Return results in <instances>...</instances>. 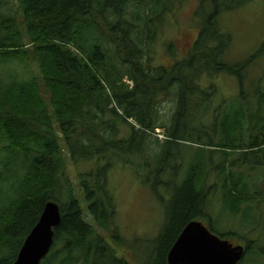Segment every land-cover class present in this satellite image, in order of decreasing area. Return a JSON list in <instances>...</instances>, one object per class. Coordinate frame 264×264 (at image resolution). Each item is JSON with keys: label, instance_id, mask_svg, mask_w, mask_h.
<instances>
[{"label": "trees", "instance_id": "trees-1", "mask_svg": "<svg viewBox=\"0 0 264 264\" xmlns=\"http://www.w3.org/2000/svg\"><path fill=\"white\" fill-rule=\"evenodd\" d=\"M175 1L18 0L26 44L17 19L0 11V264H13L49 201L58 205L60 222L39 264H108L110 256L111 264H128L112 255L97 231L113 225L107 171L115 163L134 166L136 159L147 156L139 163L148 171L142 181L156 191L162 184L152 166L159 171L171 169L178 158L187 162L184 139L191 141L186 145L188 169L167 201L158 252L141 264H168L172 244L197 216L207 218L215 233L206 214L208 195L215 190L233 217L250 203L253 195L245 171H237L242 162L238 157L264 153V87L253 98L255 112L251 103L249 109L243 107L247 97L241 95L243 106L232 102L220 113L219 125L217 113L205 127L201 117L209 108L201 103H209L210 90L199 82L205 73L223 72L236 77L243 89L245 69L264 55V42L242 65H226L220 56L231 37L217 20L251 0H201L197 14H204L205 2L210 13L187 55L173 59L170 68H150L143 61L145 49ZM28 59L37 63L40 78H3L2 66ZM158 97L172 102L170 117L162 121L154 116L159 114ZM120 124L128 138H119ZM156 129L164 130L166 140L156 138L154 152L147 153L144 141ZM64 150L73 162L109 160L100 169L79 174L84 208L64 176ZM262 243L245 240L237 264H264Z\"/></svg>", "mask_w": 264, "mask_h": 264}, {"label": "rangeland", "instance_id": "rangeland-1", "mask_svg": "<svg viewBox=\"0 0 264 264\" xmlns=\"http://www.w3.org/2000/svg\"><path fill=\"white\" fill-rule=\"evenodd\" d=\"M200 3L201 0H180L179 3L176 0L174 5H171L173 7L171 11L164 14L163 21L157 25L154 41L145 49L146 57L143 61L148 67L170 68L173 59H180L187 55L197 39L200 23L205 21L210 13V5L205 2L204 14L199 16L197 11ZM0 11L13 15L17 19L23 33V42L28 43L18 0H0ZM217 21L220 29L231 37L229 46L220 56V61L226 65H242L264 42V0H251L242 7L223 12L218 16ZM1 74L6 80L15 76L19 80L40 78L37 63L32 59L23 63L18 61L8 63L1 67ZM199 83L203 89L209 87L210 90L208 92L210 94L209 103L208 101L205 104L201 103L202 106L209 108V113L201 117L202 125L205 127L210 126L209 122L217 113L216 118L219 125L220 113L232 102L243 106L241 95L247 97L245 102L248 105L243 107L249 109L248 106L251 103L252 111L255 112L256 103L253 98L258 93L257 89L264 87V55L256 58L246 67L242 90L239 88V81L236 77L223 72L209 74V76L205 73ZM160 98H157V102L159 101L157 109L161 115L155 113L154 116L157 119L160 117L159 120L162 121L170 117L173 108L169 98ZM129 122L135 125L132 119ZM119 129V138L129 137L125 126L120 124ZM147 135L143 146L145 152L152 154L155 148L154 140L157 138L160 142H164L166 135L163 129L148 131ZM190 142L184 139L182 140L183 146L181 145L187 162L185 160L181 162L178 158L171 169L167 167L159 171L153 169L156 167L152 166V172L159 173L158 180L162 184L156 188V191L142 181L148 171H143L144 162L140 166L139 163L147 156L136 159L134 166L115 163L107 171L106 188L114 202V217H112L113 220L111 219L113 225H108L109 229H97V231L103 235L112 255L117 259H124L128 264H141L153 252H158V238L161 237L164 229V210L167 201L172 196L171 191L179 187L188 169L190 157L186 153L189 148L186 145ZM60 144L62 145L63 142ZM62 155L66 162L64 176L72 183L75 195L80 200L81 207L84 208L86 203L82 200L78 188L79 174L100 169L109 160L73 162L65 150ZM262 157L264 153L238 157L242 162L238 164L240 167L237 171H245L248 176L249 192L253 195L249 200L250 203L246 204L251 209L249 216H246L247 206L242 205L244 208L242 212L233 217L223 205L221 192L218 193L215 190L214 193L208 195L210 203L206 214L212 219L215 233L223 235L221 237L232 245L242 246L247 239L260 240L264 243V164ZM150 159L147 161L151 164ZM139 168L141 173L137 171ZM212 175L210 174L207 179L209 184L214 182ZM195 221L209 227L208 219L205 217L197 216ZM110 258L111 256L107 260L108 264H111Z\"/></svg>", "mask_w": 264, "mask_h": 264}, {"label": "water", "instance_id": "water-1", "mask_svg": "<svg viewBox=\"0 0 264 264\" xmlns=\"http://www.w3.org/2000/svg\"><path fill=\"white\" fill-rule=\"evenodd\" d=\"M60 222L59 208L47 202L36 225L25 238L13 264H39L52 245L53 228ZM243 246H233L202 223L186 224L167 254L168 264H237Z\"/></svg>", "mask_w": 264, "mask_h": 264}]
</instances>
